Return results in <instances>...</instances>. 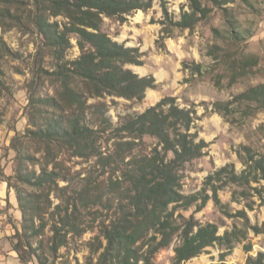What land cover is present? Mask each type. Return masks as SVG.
I'll use <instances>...</instances> for the list:
<instances>
[{
  "label": "trees",
  "instance_id": "1",
  "mask_svg": "<svg viewBox=\"0 0 264 264\" xmlns=\"http://www.w3.org/2000/svg\"><path fill=\"white\" fill-rule=\"evenodd\" d=\"M154 1L32 0L29 13L23 14L24 18L18 16L37 34L41 58L29 80L31 127L27 137L43 148L38 156L39 152L16 146L17 183L8 181L23 214V227L31 228L33 234L44 229L46 210L52 204L50 195L63 191L55 206L57 220L51 226L54 251L67 243L69 232L80 234L97 228L89 246L91 264H154L155 254L177 237L173 264H187L215 244L221 247L220 260L211 264H233L226 258L243 242L248 253L246 263L264 264V251L249 254L253 250L250 232L263 233L264 226L253 223L248 214L256 206H264V153L241 144L236 153L242 170L234 162L226 163L205 177L200 190L185 193L189 166L206 156L209 147L200 137L196 109L181 107L176 97L165 96L143 112L128 113L114 123L106 114L105 103L90 102L106 96L142 101L148 89L158 87L153 74L140 75L127 66L143 65L145 53L137 46L114 40L103 29L105 18L125 22L133 12L153 8ZM188 1L190 10L183 9L178 20L168 22L169 1L160 0L165 18L157 40L160 47H165L166 37H172V26L193 29L218 7L223 10L227 28H214V32L237 48L231 53L223 45L212 44L208 55L227 65L230 83L253 73L259 61L257 56L246 54L245 44H241L248 35L232 13L230 4L236 0ZM73 36L80 55L70 59ZM183 67L193 75L208 71L205 64L196 61H185ZM47 84L53 92H45ZM236 103L264 111V82L249 86L229 102H216L215 109L226 117ZM62 154L94 159V168L81 182H73L71 170L63 168ZM60 181L68 184L60 186ZM227 188L231 189L232 202L243 204V208L234 211L223 201L220 193ZM210 201L224 215L242 223L220 234L217 223L199 222L195 213ZM192 207L194 212L186 216L184 211ZM91 210L90 227L80 231L78 220L84 211ZM21 259L29 262L23 256Z\"/></svg>",
  "mask_w": 264,
  "mask_h": 264
},
{
  "label": "rangeland",
  "instance_id": "2",
  "mask_svg": "<svg viewBox=\"0 0 264 264\" xmlns=\"http://www.w3.org/2000/svg\"><path fill=\"white\" fill-rule=\"evenodd\" d=\"M168 1V22L178 20L183 9L190 10L188 0ZM31 7L32 0H0V264H25L22 262V256L29 260L26 264H43L38 257L45 260V264H91L92 254L89 246L98 233L97 228L87 229L80 234L69 232L67 243L57 251L53 250L51 226L57 220V217L54 218L55 206L61 201L58 196L65 194L63 191L50 195L52 204L46 210L45 227L33 234L31 228L24 229L23 214L15 190L8 185L9 180L13 184L17 183L14 178L18 163L16 146L31 153H37L43 148L27 137V130L31 127L28 109L29 80L41 58L37 51V34L26 27V23L19 21L18 16L24 18L23 14L29 13ZM230 7L240 27L248 35L245 42H241L242 45L245 44V53L257 56L259 61L253 73L239 78L234 83H230L231 72L226 70L227 65L208 55L212 44L223 45L224 49L231 53L237 48L217 37L214 32V28H227L223 10L218 7H214L210 16L199 21L193 29L172 26V37L165 38V47H160L157 42L163 28L161 22L165 20L160 0L154 1L153 8L141 10V16L139 11H136L128 15L125 22L105 18L103 24L104 31L114 40L125 42L128 46H137L145 53L143 65L127 66L140 75L153 74L158 87L148 89L142 101L106 96L93 98L91 103H105L106 114L114 123L128 113L143 112L165 96L176 97L181 107H193L197 110L200 117L197 128L200 130V137L209 142V147L206 156L189 166L184 178L185 193L200 190L205 177L226 163L234 162L237 169L242 170L243 164L236 153L241 144L250 145L258 152L264 153L263 110L255 107L247 109L245 103H236L231 106L232 114L225 117L215 109L216 102H229L249 86L264 82V0H236ZM72 42L68 58L75 59L80 55L76 36H73ZM49 59L47 56L46 60ZM185 61L201 62L208 67V71L204 75H193L188 69H184ZM52 90L47 84L45 92H53ZM40 154L41 152L37 155ZM60 159L65 162L63 168L71 170L73 182H81L94 168V159L68 157L65 154L60 155ZM67 184L66 181H60V186ZM26 188L31 190L30 187ZM220 195L224 202L231 204L234 211L243 208V204L232 202L231 189L221 191ZM194 210L192 207L189 211H184V214L189 216ZM93 214L92 210L84 211L81 221L78 220L82 225L79 227L80 231L90 227ZM248 214L253 223L264 226V206H256L254 210H248ZM195 216L201 223H217L220 226V234L226 229H231L235 223H242L239 219L224 215L213 201L196 212ZM178 240V237L175 238L169 247L157 252L153 259L154 264H173L174 246ZM249 241L253 244V250L249 254L256 255L259 251H264V232L255 234L251 231ZM220 252L221 247L215 244L190 259L187 264L218 262ZM247 256L243 242L236 244L226 260L233 264H247Z\"/></svg>",
  "mask_w": 264,
  "mask_h": 264
},
{
  "label": "bare ground",
  "instance_id": "3",
  "mask_svg": "<svg viewBox=\"0 0 264 264\" xmlns=\"http://www.w3.org/2000/svg\"><path fill=\"white\" fill-rule=\"evenodd\" d=\"M140 16L143 14V11L139 10Z\"/></svg>",
  "mask_w": 264,
  "mask_h": 264
},
{
  "label": "crops",
  "instance_id": "4",
  "mask_svg": "<svg viewBox=\"0 0 264 264\" xmlns=\"http://www.w3.org/2000/svg\"><path fill=\"white\" fill-rule=\"evenodd\" d=\"M29 264H33V262L29 263Z\"/></svg>",
  "mask_w": 264,
  "mask_h": 264
}]
</instances>
